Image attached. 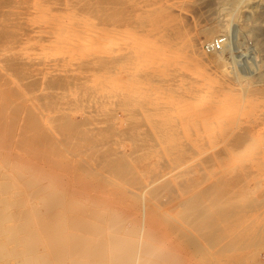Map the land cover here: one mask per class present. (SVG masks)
Listing matches in <instances>:
<instances>
[{"label":"rangeland","instance_id":"obj_1","mask_svg":"<svg viewBox=\"0 0 264 264\" xmlns=\"http://www.w3.org/2000/svg\"><path fill=\"white\" fill-rule=\"evenodd\" d=\"M89 1L77 13L106 23L49 38L11 22L17 2L5 12L13 35L0 58L19 49L38 64L22 67L19 83H32L17 98L0 100L3 176L43 175L67 211L120 215L173 264H264V0ZM212 185L229 210L218 228L207 217L193 228L189 202Z\"/></svg>","mask_w":264,"mask_h":264},{"label":"bare ground","instance_id":"obj_2","mask_svg":"<svg viewBox=\"0 0 264 264\" xmlns=\"http://www.w3.org/2000/svg\"><path fill=\"white\" fill-rule=\"evenodd\" d=\"M13 2H17L19 6L17 5V7L15 5L16 3L14 4ZM11 3L17 7H15L16 9H19L15 13L10 14L9 12L13 8L9 10L8 7L11 6ZM89 5V0H0V39L8 36V33L9 35L12 34L10 30L2 27L6 23L4 22V18L8 16V14H5L7 10L9 18L12 19L11 22L13 23L15 21L13 24L20 26L27 25L33 31L37 29L35 34H38L39 32L37 33V31L40 29L39 31L48 37L50 33L52 35L53 31H56L61 26L64 28L65 25H71V28H75V26H85L86 24H100L101 22L103 24L105 20L99 21V19L92 22L91 20L94 18L90 19V16L86 13L81 14L83 12L82 9L88 8ZM79 9H81V13H77ZM31 28H29L30 32ZM39 35L41 37V33ZM44 35H42L43 38ZM63 41L66 42V40ZM66 43L68 44V42ZM69 43L71 45L68 44V46H74L72 44L73 41L72 43L69 41ZM60 45V51H67L66 48H69L64 47L63 44L61 45L62 47ZM75 46L77 47L78 45ZM56 47L58 46L56 45ZM52 49L54 48L52 47ZM73 49L75 50V48ZM18 50L15 49L12 55L7 58H0L3 59L0 60L1 102L3 100L7 102L9 99L18 97V85L23 82L19 83L22 80H20L22 76L21 72L23 71L22 67H25V64L28 62L32 66H35L34 62L38 64L35 59L36 57H20ZM41 57L40 59L39 57L37 58L41 61ZM33 71L37 72L36 74L38 75L40 69L36 68ZM38 76L36 77L38 78ZM29 81L24 82L27 83ZM29 83L32 82L30 81ZM3 91L4 93H2ZM212 108L211 105V108L207 111L208 114L211 110L214 111ZM115 165L117 166L115 167ZM115 165H113L115 168L120 167L118 164ZM24 174H26V171H16L12 176L7 175L8 177H6L4 175V177L0 170V238H8L7 242H4V239L0 241V261L17 258L15 263L6 261L5 264H173L170 260V253H167V250L159 247L155 237L149 236L141 238L138 227L129 226L124 217L122 218V216L117 214L107 215L101 209H92L87 205L83 207L76 203H71L70 211H67L68 209L64 206L65 198L58 196L61 193L60 190H57L55 186L51 185L50 188L53 189L54 187L56 190H51L49 186L47 187L50 190L46 189L41 181H37V177L41 175L37 176L39 173L36 174V180L32 174L30 175L34 179L31 176V179H24ZM41 176L43 177V175ZM26 177L29 178V176ZM20 179L21 182H19ZM225 180L227 181V179ZM56 184L59 185V183ZM23 185L25 188H23ZM220 185L219 188L213 187L212 185L208 189L210 191L209 194L213 193L214 195H208L212 198L206 197L208 193L206 194L205 192V200L199 196H195L190 200L188 216L193 228L197 227L202 218L207 217L208 219L211 218L209 223L210 227L216 229L215 222L217 219L219 221L220 216L230 207L221 199L222 194L225 193L223 191L226 188L218 191V189H221ZM221 187L223 189V186ZM97 206L99 207V205ZM207 236H210L208 238H214L210 233Z\"/></svg>","mask_w":264,"mask_h":264},{"label":"built area","instance_id":"obj_3","mask_svg":"<svg viewBox=\"0 0 264 264\" xmlns=\"http://www.w3.org/2000/svg\"><path fill=\"white\" fill-rule=\"evenodd\" d=\"M223 41L224 40H219V41H216L214 43L207 44L208 51L221 49L222 45H223Z\"/></svg>","mask_w":264,"mask_h":264}]
</instances>
